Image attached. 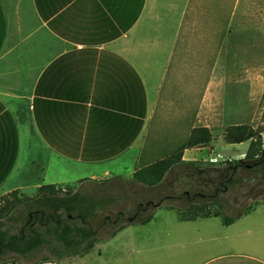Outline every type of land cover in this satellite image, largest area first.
Listing matches in <instances>:
<instances>
[{
	"label": "crops",
	"instance_id": "1",
	"mask_svg": "<svg viewBox=\"0 0 264 264\" xmlns=\"http://www.w3.org/2000/svg\"><path fill=\"white\" fill-rule=\"evenodd\" d=\"M236 5L0 0V198L71 186L110 166L108 176L131 178L193 129L224 141L228 126L253 127L251 49L234 28ZM213 141L182 160L229 159ZM156 210L150 222L119 231L104 262L95 244L67 263L264 264V201L229 225Z\"/></svg>",
	"mask_w": 264,
	"mask_h": 264
},
{
	"label": "trees",
	"instance_id": "2",
	"mask_svg": "<svg viewBox=\"0 0 264 264\" xmlns=\"http://www.w3.org/2000/svg\"><path fill=\"white\" fill-rule=\"evenodd\" d=\"M262 118L264 119V112ZM250 125L228 126L223 140L227 144L250 141L243 161L226 160L221 166L202 162H184L186 149L206 147L214 139L206 128L193 129L188 140L167 157L136 170L130 182L153 190L163 191L158 202H140L135 214L127 219L123 212L114 218L106 217L107 224L115 227L113 236L127 225L146 224L147 217L139 215L158 207L176 211L179 220L219 217L223 225L231 224L236 217L211 212L212 205L224 192L235 191L244 184L264 183V138ZM178 169L180 191L167 175ZM185 173V175H183ZM240 174H247L249 179ZM165 191V192H164ZM185 205L175 206L174 203ZM116 202L113 196L100 198L82 191H73L71 186L42 185L34 196L13 191L0 198V263L13 255L29 259L45 249L54 262L69 260L89 253L99 241L97 226L100 215Z\"/></svg>",
	"mask_w": 264,
	"mask_h": 264
},
{
	"label": "rangeland",
	"instance_id": "3",
	"mask_svg": "<svg viewBox=\"0 0 264 264\" xmlns=\"http://www.w3.org/2000/svg\"><path fill=\"white\" fill-rule=\"evenodd\" d=\"M234 28L237 33H243L245 40L249 41V45L246 42V48L251 49L252 60V120L253 128L260 133L264 138V119L262 118L264 112V0H237L236 5V17L234 22ZM213 144L217 146V152L224 157L229 158L227 160L243 161L244 153L248 148L250 141L245 144H236L234 147H226L224 141H220L215 138ZM212 154L211 151H209ZM243 157V158H241ZM205 164H214L215 166H221L222 162L213 163L211 160L199 161ZM115 166L107 168L106 172L102 175H91V173L81 174L77 176L76 181L71 185L73 191H82L88 194L96 195L100 198L105 196H113L116 198V202L107 210L103 211L98 220V238L99 241L96 245H99L97 251H93L96 254L95 259L99 262H104V252H113L116 244L122 238L120 234L116 233L112 235L115 227L107 224L106 217L114 218L118 212H123L125 217L129 219L136 212V206L138 203H146L148 201L158 202L163 194V191L153 190L138 184L130 182V178L120 176H108V172H115ZM170 172L166 177V183L171 182V185L175 187V190L168 189L167 192L175 194L180 191L179 175L181 171ZM185 175V173H183ZM242 178L249 179L247 174H240ZM165 192V191H164ZM264 201V183L261 185L253 183L244 184L239 186L235 191H228L221 194L218 200V205L211 206V212L221 213L229 217H235L243 213L251 211L257 205ZM175 206L185 205L184 202L174 203ZM162 210V209H161ZM151 212L155 214L157 210L147 211L141 213L139 217L145 218ZM159 212V210H158ZM177 212L175 211V214ZM173 215V214H172ZM220 219V218H219ZM221 221V219H220ZM222 223V222H221ZM223 224V223H222ZM140 224H133L132 226H139ZM128 226V225H127ZM95 245V246H96ZM99 250V251H98ZM98 252L102 253L98 255ZM82 257V256H78ZM100 257V258H99ZM77 258V257H75ZM93 258V257H92ZM6 260L0 264H50L54 262L49 253L43 249L39 253L35 254L29 259H23L18 256H7ZM73 259V258H72ZM69 259V260H72ZM58 263V262H56ZM59 264H69L66 260L59 262Z\"/></svg>",
	"mask_w": 264,
	"mask_h": 264
},
{
	"label": "built area",
	"instance_id": "4",
	"mask_svg": "<svg viewBox=\"0 0 264 264\" xmlns=\"http://www.w3.org/2000/svg\"><path fill=\"white\" fill-rule=\"evenodd\" d=\"M211 161H212L213 163H215V162H216V159L212 158Z\"/></svg>",
	"mask_w": 264,
	"mask_h": 264
}]
</instances>
